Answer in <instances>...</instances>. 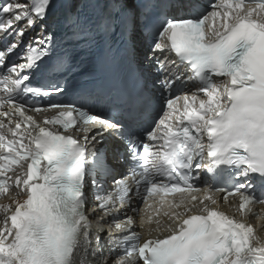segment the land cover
<instances>
[{
  "label": "snow or ice",
  "instance_id": "obj_1",
  "mask_svg": "<svg viewBox=\"0 0 264 264\" xmlns=\"http://www.w3.org/2000/svg\"><path fill=\"white\" fill-rule=\"evenodd\" d=\"M57 33L130 62L143 48L156 75L119 115L94 93L55 100L69 89L34 81L64 67ZM5 197L0 264H264L246 219L264 212V0H104L94 18L2 0Z\"/></svg>",
  "mask_w": 264,
  "mask_h": 264
},
{
  "label": "bare ground",
  "instance_id": "obj_2",
  "mask_svg": "<svg viewBox=\"0 0 264 264\" xmlns=\"http://www.w3.org/2000/svg\"><path fill=\"white\" fill-rule=\"evenodd\" d=\"M10 195H11V194H10ZM0 202L7 203V202H8V198L5 197L4 200H1ZM259 235H264V233H262V234L260 233ZM106 249H108V248H107V245L105 246V250H106Z\"/></svg>",
  "mask_w": 264,
  "mask_h": 264
}]
</instances>
